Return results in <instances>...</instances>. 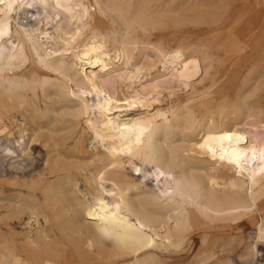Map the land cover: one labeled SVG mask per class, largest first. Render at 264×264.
I'll return each instance as SVG.
<instances>
[{"label": "bare ground", "instance_id": "bare-ground-1", "mask_svg": "<svg viewBox=\"0 0 264 264\" xmlns=\"http://www.w3.org/2000/svg\"><path fill=\"white\" fill-rule=\"evenodd\" d=\"M5 160L0 264H254L264 0H0Z\"/></svg>", "mask_w": 264, "mask_h": 264}, {"label": "rangeland", "instance_id": "rangeland-1", "mask_svg": "<svg viewBox=\"0 0 264 264\" xmlns=\"http://www.w3.org/2000/svg\"><path fill=\"white\" fill-rule=\"evenodd\" d=\"M38 10L41 11V8L39 7ZM191 30H195V29L191 28ZM172 46H175L174 42L172 43ZM33 152H34V154L32 155V157H33L32 161H29L28 165L25 166V167H27V168H25L27 172L24 171L25 173L24 172L20 173L22 171V167L21 168H16L15 170L13 169L15 171V172H13L12 169H10L9 160H5L3 162V166L0 168V176H2L3 174H6V175H8L10 177L11 175H14V174L16 175V174H19V173H20V175H22V176H24L26 178H30L32 176H36L37 173L42 171V169L44 167V161L46 159V154H45V151L42 148H40V147L33 148ZM27 176H29V177H27ZM227 230L230 233L233 232L232 228H228ZM252 230L253 229L250 228V229L247 230V232H250ZM196 242H197V244H196V248L195 249H190L189 247H187L184 250H182L181 252H178V253H175V254H173V255H171L169 257L163 258V261L166 262V264H191L192 261L194 260V257H195V255H196V253L198 251L199 244H200V242L198 240ZM228 254H229L228 256H230V259L233 262V264H238L235 253H228ZM216 261H218V260L215 259V261L213 260L212 262L215 263ZM121 263H122V261H117L114 264H121ZM205 264H209V263H205Z\"/></svg>", "mask_w": 264, "mask_h": 264}, {"label": "built area", "instance_id": "built-area-1", "mask_svg": "<svg viewBox=\"0 0 264 264\" xmlns=\"http://www.w3.org/2000/svg\"><path fill=\"white\" fill-rule=\"evenodd\" d=\"M254 264H264V251L254 260Z\"/></svg>", "mask_w": 264, "mask_h": 264}]
</instances>
